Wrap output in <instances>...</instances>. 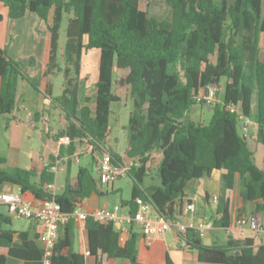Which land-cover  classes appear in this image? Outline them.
<instances>
[{
    "label": "trees",
    "instance_id": "16d2710c",
    "mask_svg": "<svg viewBox=\"0 0 264 264\" xmlns=\"http://www.w3.org/2000/svg\"><path fill=\"white\" fill-rule=\"evenodd\" d=\"M168 17L149 16L141 7L150 0H0L9 18L35 14L49 33V58L44 75L62 73V93L51 99L67 121L57 137L71 142L87 139L95 148L107 152L116 163L130 160L128 172L131 196L121 204L132 205L135 198L149 202L156 215L174 220L176 202L186 185L225 170L241 176L244 201L255 203V212L264 223V172L256 166V140L245 139L239 125L252 120L257 140L264 141V0H163ZM67 17L64 67L58 58L59 30ZM90 50L99 51L97 80L88 95L79 93L80 62ZM34 59L14 61L0 48V115H10L20 103V87L27 82L37 90L38 81L23 72ZM121 71L123 77H117ZM222 86L221 102L212 106L206 123L188 120L196 105L194 97L207 86ZM127 87L134 112L124 129L127 149L124 158L106 147L111 106L120 103L114 87ZM256 114H252V101ZM205 102H201L203 106ZM233 107L235 112H230ZM239 116L242 118L240 119ZM73 151V146L71 148ZM160 154L158 186L143 187L149 176L152 155ZM5 162V159H3ZM53 165L39 174L13 166L0 171V185L17 186L19 193L36 201L54 200L63 214H72L79 200L96 191L91 170L79 168L77 189L66 179L63 193L53 194ZM232 192L224 190L220 217L213 224L226 230L230 224ZM134 211V207L130 206ZM88 252L95 264H116L117 260L136 262L140 231L130 224L124 244L112 223L99 224L86 219ZM9 217L0 214V248L24 264H40L42 250L21 238L11 246ZM187 249L196 253L194 264H264V243L253 239L227 238L224 245L206 246L201 237L189 231L184 236ZM237 253V254H236ZM0 264L4 257L0 256ZM51 264H84L82 248L73 252L67 237L58 240ZM165 264H172L167 258Z\"/></svg>",
    "mask_w": 264,
    "mask_h": 264
},
{
    "label": "crops",
    "instance_id": "0c3cea01",
    "mask_svg": "<svg viewBox=\"0 0 264 264\" xmlns=\"http://www.w3.org/2000/svg\"><path fill=\"white\" fill-rule=\"evenodd\" d=\"M213 2L219 5L222 0H213ZM228 2L230 3L232 0H228ZM49 45V33L46 25L35 14L26 13L21 19L12 20L9 18L8 9L0 3V48L5 49L9 58L14 61L34 59V65L23 67V72L27 77L38 81L37 90H34L27 82H23L20 87V103L15 111L10 115H0V171L16 166L25 170H34L39 174L45 166L57 164L60 170L55 174L53 190L55 194L60 195L63 193L66 179L71 189L76 190L77 171L79 168H87L91 170L92 176L96 180V191L92 192L88 198L79 200L75 212L89 213L97 209H110L114 205H122L123 200L118 201V203L115 200L113 205L111 204L112 206L102 204L103 198L108 195V192L117 194L122 190L114 187L113 184H99L96 179L95 162L92 154L81 155L79 162L75 163L71 156L81 146V143L78 140L73 141L72 151V146L62 145L59 142L61 137L57 136L66 130L67 121L64 114L57 107L52 106L51 99L46 97L47 93H51L53 98L58 97L63 89L61 86L59 94H54L53 80L60 73L44 75L49 58ZM87 53L82 56L80 62L79 93L81 95H88L92 92L97 80L99 55L94 54L95 58L92 59L93 64H95V68L92 70L95 80L89 84L85 77L87 73H84L87 72V68L90 66ZM116 75L119 78L123 77L121 71H118ZM220 102L221 96L216 101L205 104L210 117L212 106ZM251 111L252 114H256V102L254 100L252 101ZM193 112H195V108H193ZM201 114L202 111H199V115ZM44 117H47L46 122L43 121ZM245 123L239 125V131L242 135L246 136L247 134L252 140L257 141L255 163L264 172V141L257 140V132L252 120H245ZM27 143L31 144L30 147H27ZM259 150H261L263 156L261 167L256 162V155ZM118 154L124 158V153ZM154 156L155 159L150 164L149 176L157 170L160 162V154L155 153L152 157ZM3 159H5V162ZM57 174L64 176L62 184L58 187L59 192L56 185ZM152 180L154 181V179ZM151 186H144L143 184L145 189ZM227 188H230L232 192L230 223H233L239 216L261 215L255 212L254 202L244 201L241 176L221 169L214 170L208 176L191 181L186 185L183 197L175 203L178 214L175 215L174 219L186 224L188 216L184 214V205L185 203H191L194 205L195 221H211L214 223L220 217L221 201L224 190ZM3 193H19V189L17 186L5 183L0 185V194ZM20 196L25 203L38 202L28 193L20 194ZM214 196L217 197V202L212 201ZM129 206L134 207L133 204ZM0 208H4L3 211L0 210V214L9 217L11 220L10 225L2 227L3 230H10L13 233L11 246H19L21 238H25L26 241L32 242L40 249L39 238L42 233V226L34 221L11 217L1 204ZM15 220H24L25 225L22 230L12 228ZM84 225V221L72 219L66 226L59 228L57 241L67 237L72 245L73 252H78L79 248H82L84 264H95V259L88 252L87 232ZM115 226L118 228L116 224ZM135 228L139 231L138 227ZM181 239L182 237L177 235L174 230L167 231L161 239L147 240L140 234L136 244V262L138 264H165L168 258L172 264H194L197 258L196 253L183 248ZM226 241L227 237L224 231L216 227L201 237L202 244L206 246L224 245ZM253 241L255 244L264 243V235H259ZM7 253L6 248H0V256L4 257V264H24L22 260L10 257ZM120 262L130 264L126 260H117L116 264Z\"/></svg>",
    "mask_w": 264,
    "mask_h": 264
},
{
    "label": "built area",
    "instance_id": "2783aa9c",
    "mask_svg": "<svg viewBox=\"0 0 264 264\" xmlns=\"http://www.w3.org/2000/svg\"><path fill=\"white\" fill-rule=\"evenodd\" d=\"M222 90L223 88L220 85L207 86L198 92L194 97V101L196 104L201 102H205V104L212 103L219 99ZM229 110L232 113L235 112L233 107ZM239 118L242 119L240 116ZM43 121L46 122L47 117H44ZM59 142L68 146L71 140L67 136H63L59 139ZM79 142L81 146L73 152L71 158L73 162L78 163L81 155L91 153L95 162L96 179L100 185H112L116 180L128 178V172L133 166L132 161L126 160L122 163H116L107 152L92 147L87 139ZM59 170L60 167L57 164L51 167L54 174ZM47 189L51 193H55L53 186H48ZM212 201L217 202V197H212ZM0 204L6 208L11 217L34 221L42 226V233L39 238L42 250L40 264H51L59 228L66 226L72 219L79 221L91 219L99 224H116L120 244L126 242L131 223L138 227L141 235L147 240L161 239L167 231L174 230L177 235L182 237L181 245L183 248H187L184 238L187 232L192 231L202 237L215 227L211 221H195L194 205L191 203H185L184 205V214L188 216L186 224H182L175 219L169 221L156 215L152 205L142 198H135L132 202L134 211L131 210L129 205H114L110 209H97L89 213L73 212L69 215L63 214L60 205L53 199L38 201L37 203H25L19 193L0 194ZM224 233L227 238L234 240L257 239L259 235H264L262 216L258 214L239 216L233 223L229 224Z\"/></svg>",
    "mask_w": 264,
    "mask_h": 264
},
{
    "label": "rangeland",
    "instance_id": "374dc122",
    "mask_svg": "<svg viewBox=\"0 0 264 264\" xmlns=\"http://www.w3.org/2000/svg\"><path fill=\"white\" fill-rule=\"evenodd\" d=\"M141 8L145 10L149 16H154L159 19L167 18L169 14L168 8L163 0H150L147 6H142ZM66 22H67V17L64 16L63 21L61 23V28L59 30V40H58V58L60 65L62 67H64L65 65L63 59V51L65 45ZM94 54L99 55V51L90 50L87 53V59L90 66H88L87 72L84 73H87V76L85 77L87 82H89V84L95 80V77L92 75V70L93 68H95V64H93L92 62V59L95 58ZM62 83H63V74L60 73V75L55 76L53 80L55 95L59 94V90L61 89ZM223 84L224 81L221 80L220 86L222 87ZM114 92L121 100L120 103L111 106V112L109 115V135H108L106 147H109L118 153H124L127 149V139H128L127 131L124 129V127L127 125L128 119L130 115L134 112V109L132 106V99L129 94V88L120 87L116 85V87H114ZM220 96L221 94L219 95V97ZM193 108H195V112H193V109H191V111L188 114V120L190 119L196 123L198 122L206 123L209 120L210 114L207 111L205 104L203 106H201L200 104H196ZM199 111H202L201 115H199ZM27 144H28L27 147H30L31 144L30 143ZM152 159L154 160L155 156ZM262 160H263L262 152L261 150H259V152L256 155V162L259 167H261ZM156 176H157V170L153 172L151 176H148L144 179V183H143L144 186L159 185V180ZM152 179H154V181ZM56 180H57L56 182L57 190L59 192L58 187L59 185L62 184L64 180V176L62 174H57ZM113 185L114 187L121 189L122 192H119L117 194L116 193L111 194L110 192H108V195L105 196L102 201V204L104 206H112L115 200L118 203V201L120 200L127 201L130 198L131 183L129 178L116 180L113 183ZM0 210L3 211L4 208H0ZM24 225H25L24 220H15L13 221L12 228L14 230H22ZM119 264H124V263L120 262Z\"/></svg>",
    "mask_w": 264,
    "mask_h": 264
},
{
    "label": "water",
    "instance_id": "95a60500",
    "mask_svg": "<svg viewBox=\"0 0 264 264\" xmlns=\"http://www.w3.org/2000/svg\"><path fill=\"white\" fill-rule=\"evenodd\" d=\"M244 124H246V123H244ZM243 139H245V136H243ZM237 254V253H236Z\"/></svg>",
    "mask_w": 264,
    "mask_h": 264
}]
</instances>
